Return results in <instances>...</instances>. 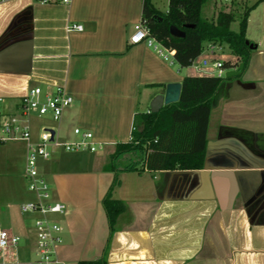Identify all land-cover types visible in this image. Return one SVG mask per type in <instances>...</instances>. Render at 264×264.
I'll return each mask as SVG.
<instances>
[{
	"label": "crops",
	"instance_id": "obj_1",
	"mask_svg": "<svg viewBox=\"0 0 264 264\" xmlns=\"http://www.w3.org/2000/svg\"><path fill=\"white\" fill-rule=\"evenodd\" d=\"M151 1L167 9L168 0L162 8V0ZM260 5L264 0L247 17L245 36L255 45L247 65L213 96L203 166L148 170L140 151L120 153L111 196L126 209L109 236L101 199L113 181L115 144L130 138L134 114L150 110L167 83L208 74L211 64L203 60L218 53L204 48L192 64L180 66L173 54L164 58L145 42H131L142 0H0V122L19 111L30 87L60 85L72 102L58 120L35 125L29 116L32 138L47 126L57 139L72 140L79 126L102 146L53 147L50 157L38 160L53 199L65 205L63 214L50 216L62 226L55 264L98 259L106 243L108 264H264V20L257 37L247 35ZM216 6L213 0L209 14ZM71 22L82 29L68 30ZM26 150L24 140H0V227L20 237L15 248L0 250V264L37 258L39 214L20 210L35 200Z\"/></svg>",
	"mask_w": 264,
	"mask_h": 264
},
{
	"label": "trees",
	"instance_id": "obj_2",
	"mask_svg": "<svg viewBox=\"0 0 264 264\" xmlns=\"http://www.w3.org/2000/svg\"><path fill=\"white\" fill-rule=\"evenodd\" d=\"M259 1L244 6L237 31L230 28L234 19L231 8L221 7L210 17L202 13L207 0H168L165 11L158 9L151 0H142L141 22L159 43L173 49L174 60L180 66L192 64L203 51L204 44L210 41L225 44L235 55V60L223 61L224 67L243 62L241 73L252 50L245 36L247 17L249 10ZM171 24L183 30L184 34H172L169 30ZM229 78L211 74L184 75L176 101L163 104L157 111H137L134 114L130 138L117 142L109 155V168L114 171V177L101 199L109 236L115 230L118 215L126 209L123 201L111 196L117 182L114 159L122 152L139 150L142 154L140 165L148 170L202 167L213 96L222 82ZM107 245L100 258L80 260L77 264H108Z\"/></svg>",
	"mask_w": 264,
	"mask_h": 264
},
{
	"label": "built area",
	"instance_id": "obj_3",
	"mask_svg": "<svg viewBox=\"0 0 264 264\" xmlns=\"http://www.w3.org/2000/svg\"><path fill=\"white\" fill-rule=\"evenodd\" d=\"M49 2L52 0H40ZM68 3L70 0H60ZM237 0H217L221 4H233ZM231 8V7H230ZM67 29H82V24L71 22ZM133 43L145 42L151 45L160 55L167 58L168 54H173V49L163 46L148 33V27L143 22L134 25L133 32L129 36ZM213 53H215L213 51ZM214 54L209 59L204 58L203 64L210 62L211 67H206V72L211 75H224L226 69L236 66L224 67L223 61L235 60L233 54ZM1 99V98H0ZM73 100L63 86L56 85L53 89L44 90L36 85L28 89L22 96L19 111L10 115H5L0 122V140L21 139L26 142V162L25 170L28 177V188L35 195V200L22 203L20 210L22 213H37L39 216L34 221V236L37 258L29 264H55L57 262L55 248L62 241V226L51 215H61L65 211V205L61 201L54 200L49 183L39 173L37 163L40 158H48L52 154L53 147H60L64 150L88 149L98 151L102 148L101 143L94 139L90 130L79 126L73 128L76 135L72 140H59L55 134L51 133V128L44 126L38 139L32 138L28 117L31 115L41 116L48 114L52 120H58L64 107ZM1 110V107H0ZM20 241V237L10 234L0 227V250L15 248Z\"/></svg>",
	"mask_w": 264,
	"mask_h": 264
},
{
	"label": "rangeland",
	"instance_id": "obj_4",
	"mask_svg": "<svg viewBox=\"0 0 264 264\" xmlns=\"http://www.w3.org/2000/svg\"><path fill=\"white\" fill-rule=\"evenodd\" d=\"M165 1L166 0H162L163 6L160 5L161 8L164 7ZM212 1L213 0H207V2L204 4V6L202 8V13L204 15H206L207 17L212 16L208 12L210 6L212 5ZM251 1L252 0H248L247 5H250ZM245 5L246 4H244V2H240V1L233 2L232 5L231 4H221L220 2H217V6L215 7V11L213 14H215L216 11L221 7H225L227 9H229L231 7V9L233 10V13H234V19L230 23V28L237 31L238 30V22H239V19L241 17V14H242V11H243ZM263 7L264 6L260 5L256 10L252 11V13H251L252 19L249 22L250 23L249 24V30L247 33V35L251 38L257 37L258 34L260 33L261 28H262L261 24H262V21L264 20V9H263ZM204 48L209 50V51L211 49L217 53H229V49L227 48V46L225 44H220L218 42H210V41L206 42L204 44ZM220 55L224 56L223 54H220ZM32 116L34 117L33 120H34L35 125L36 124L39 125L42 122H45V121L48 122L49 121L48 120L49 119L48 114H43L41 116H37V115L33 114ZM136 151H139V150H136ZM33 220H32V223H33Z\"/></svg>",
	"mask_w": 264,
	"mask_h": 264
},
{
	"label": "water",
	"instance_id": "obj_5",
	"mask_svg": "<svg viewBox=\"0 0 264 264\" xmlns=\"http://www.w3.org/2000/svg\"><path fill=\"white\" fill-rule=\"evenodd\" d=\"M169 30L174 35H183V30L179 29L177 26L171 24L169 26ZM246 42L252 48L255 45L249 40L246 39ZM243 68V62H239V64L234 68L226 69L224 76L226 77H233L240 73L241 69ZM180 93V82H170L167 83L165 90L163 93H158L154 99L150 103V110L157 111L163 104H167L169 102L176 101L179 97ZM53 134V130H51Z\"/></svg>",
	"mask_w": 264,
	"mask_h": 264
}]
</instances>
